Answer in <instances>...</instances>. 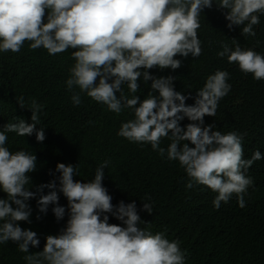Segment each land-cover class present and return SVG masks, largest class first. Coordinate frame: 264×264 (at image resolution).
<instances>
[{"label":"clouds","instance_id":"clouds-1","mask_svg":"<svg viewBox=\"0 0 264 264\" xmlns=\"http://www.w3.org/2000/svg\"><path fill=\"white\" fill-rule=\"evenodd\" d=\"M212 6L213 0H0V51L19 52L26 41L31 49L43 47L50 55L72 49L75 64L65 82L68 90L77 86L116 114L132 109L134 118L121 124L118 136L148 143L161 156L165 155L161 140L168 137L167 159L184 168L189 177L186 188L191 189L193 183L207 186L217 193L213 200L216 209L235 194L238 206L244 208V194L253 183L245 171L264 157L257 150L244 159L239 135L222 134L214 125L203 126L204 117H214L218 101L228 94L229 74L217 70L209 75L194 103L187 105L190 97L175 90V77L157 78L148 71L180 68L181 60L174 58L177 55H201L199 17ZM218 8L227 9L229 29L243 25L241 34L254 36L253 26L260 23L257 13L264 14V0H220ZM222 49L219 57L226 56L242 72L264 80V56L241 49L238 43L234 49L226 44ZM141 77L151 81L144 99L124 96L122 85L126 83L131 93H137ZM71 99L80 105L78 93ZM17 104L24 109L22 97ZM29 107L30 123L20 119L0 131V192L6 194L0 198V244L12 241L23 253H29V245L38 247L37 233L22 229L17 222H31L28 201L37 197L40 213H47L53 205L54 217L62 220L65 207L59 205V192L67 200L66 224L59 234L45 237L42 251L24 257L27 264H184L179 241L170 242L163 232L152 234L139 227L135 201L112 204L102 184L108 161L95 170L89 182L74 179L76 166L57 163L58 184L51 180L36 186L35 192L26 187L31 183L29 174L37 168V158L23 150L10 151L6 133L23 137L35 133L38 142L45 139L44 129L37 128L42 105L33 101ZM185 118L190 123L181 127ZM141 210L150 214L151 205L143 203ZM108 214L120 223H109Z\"/></svg>","mask_w":264,"mask_h":264},{"label":"trees","instance_id":"trees-1","mask_svg":"<svg viewBox=\"0 0 264 264\" xmlns=\"http://www.w3.org/2000/svg\"><path fill=\"white\" fill-rule=\"evenodd\" d=\"M219 3L220 0H213V6L203 9L199 17L200 56L177 55L174 58L181 60L180 68L148 71L157 78L175 77V90L190 97L187 105L194 103L195 94L209 75L217 70L226 71L230 90L218 101L215 116L204 117L203 126L214 125V130L222 134L239 135L244 159H250L257 150L264 157V80L254 79L237 64L229 63L226 56L217 55L223 50L222 45L234 49L238 43L241 49H251L264 56V14L257 13L260 23L253 26L254 36L242 35L243 25H233L231 29L226 26L227 9L218 8ZM72 51L50 55L43 47L31 49L28 41L19 52L0 51V131L5 124L20 119L30 123L29 106L33 101L42 105L37 125L44 129L42 142L36 140L35 133L24 137L6 133L10 151L23 150L37 158V168L29 174L31 183L26 187L35 192L36 186L56 180L57 163L76 166L74 179L89 182L94 179L95 170L108 161L102 184L112 197V204L135 201L141 217L139 227L152 234L163 232L170 242L179 241L185 254L184 264H264V158L254 161L245 171L253 181L244 194L245 207L238 206L233 194L227 203L221 202L219 209L214 208L217 193L196 183L191 189L185 187L189 177L184 168L178 161L167 159L166 150L171 142L168 137L160 143L165 149L164 156L148 143L129 142L117 132L123 122L134 118L132 109L124 108L116 114L77 86L71 91L67 89L65 82L75 64ZM138 83L137 93H131L127 84H123V95L144 99L151 81L144 82L141 77ZM76 93L81 99L79 106L71 99ZM120 95L118 92L117 96ZM20 97L24 99V109L17 104ZM188 123L185 118L180 126ZM48 191L43 189L44 194ZM58 195L59 205L65 207L64 218L56 220L51 210L53 205H49L47 213H40L38 197L30 199L31 222L17 223L22 229L35 231L40 244L29 245V253L19 251L12 241L0 244V264H27L24 257L42 251L47 235L59 234L68 219V210L66 198L62 193ZM0 198H6V194L0 192ZM143 203L151 205L150 214L141 210ZM108 215L109 223H120Z\"/></svg>","mask_w":264,"mask_h":264}]
</instances>
